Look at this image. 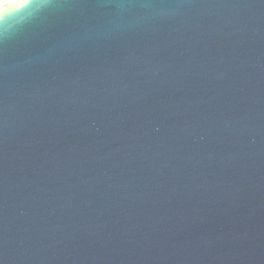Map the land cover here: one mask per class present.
Masks as SVG:
<instances>
[{"label":"water","instance_id":"95a60500","mask_svg":"<svg viewBox=\"0 0 264 264\" xmlns=\"http://www.w3.org/2000/svg\"><path fill=\"white\" fill-rule=\"evenodd\" d=\"M0 264H264V0L11 7Z\"/></svg>","mask_w":264,"mask_h":264},{"label":"snow or ice","instance_id":"6c2138e0","mask_svg":"<svg viewBox=\"0 0 264 264\" xmlns=\"http://www.w3.org/2000/svg\"><path fill=\"white\" fill-rule=\"evenodd\" d=\"M26 2L31 4V0H20V3H19V4H16V5L11 6V7L20 8V7H22ZM11 7H10V8H6V9H4V10H0V21H3V20L6 19V13L9 12V11L11 10Z\"/></svg>","mask_w":264,"mask_h":264},{"label":"clouds","instance_id":"9594fccd","mask_svg":"<svg viewBox=\"0 0 264 264\" xmlns=\"http://www.w3.org/2000/svg\"><path fill=\"white\" fill-rule=\"evenodd\" d=\"M9 3L14 6L16 4H19L20 3V0H9ZM0 10H3V5L0 4Z\"/></svg>","mask_w":264,"mask_h":264},{"label":"crops","instance_id":"0c3cea01","mask_svg":"<svg viewBox=\"0 0 264 264\" xmlns=\"http://www.w3.org/2000/svg\"><path fill=\"white\" fill-rule=\"evenodd\" d=\"M0 4H2L3 7H5V6H7V5H11V4L9 3V0H0Z\"/></svg>","mask_w":264,"mask_h":264}]
</instances>
